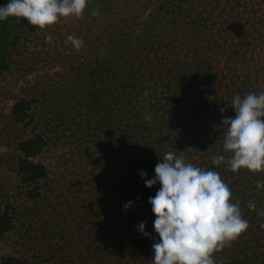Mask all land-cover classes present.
Returning a JSON list of instances; mask_svg holds the SVG:
<instances>
[{"label":"rangeland","instance_id":"1","mask_svg":"<svg viewBox=\"0 0 264 264\" xmlns=\"http://www.w3.org/2000/svg\"><path fill=\"white\" fill-rule=\"evenodd\" d=\"M93 11L99 15L93 16ZM21 25L14 34L20 41L6 56L0 76V213L11 205L15 225L0 241V259L74 263L72 257L77 258L80 249V217L98 226L108 223L112 147L105 127L99 126L105 111L89 96L101 85L103 56L202 58L197 80L210 103L200 129L205 153L215 148L231 156L223 150L227 126L221 122L234 118L233 97L264 92V0H88L79 19L60 18L43 30L26 18ZM48 35L51 42L45 39ZM69 35L84 42L79 51L65 43ZM25 96L37 100L30 128L48 141L35 159L49 172L40 200L27 198L16 169L17 143L30 129L14 124L10 111L16 99ZM251 173L264 183V171ZM255 190L264 195V189ZM259 200L262 210L263 196ZM253 220L254 228L238 249L252 252V264H264V217ZM88 242L81 246L86 248Z\"/></svg>","mask_w":264,"mask_h":264},{"label":"trees","instance_id":"2","mask_svg":"<svg viewBox=\"0 0 264 264\" xmlns=\"http://www.w3.org/2000/svg\"><path fill=\"white\" fill-rule=\"evenodd\" d=\"M168 1L174 4L190 2ZM7 2L0 0V5ZM24 19L9 17L0 22V76L5 71L6 56H10L13 52L11 48L14 49L20 41L14 34L16 28L19 31ZM103 57L106 69L98 77L101 85L97 89L95 85L89 96L96 100L99 109L105 111L102 123L97 124L105 127L112 147L108 158L109 219L104 226H98V222L93 221V225L80 217L77 222L80 248L77 258L72 257L74 263L62 261L61 264H152V245L159 241V237L153 228L155 216L148 201L149 197L155 196L160 185L149 189L145 186V179L155 176L154 168L158 159H162L164 153L169 151L175 152L177 156L183 155L186 163L219 172L231 190V202H240L242 218L249 223V228L236 240L222 251L213 253L215 264H252V252L238 248L243 246L240 241L242 237L248 236V231L254 228V216L257 217L262 206L258 202L259 197L263 196L264 200V195L255 190L257 173L243 168L233 173L227 167L230 157L215 148L211 153H205L208 150L203 149L200 129L209 116L210 103L206 99V88L201 87V81L197 80V65L202 63V58ZM145 91L150 93L147 99L143 96ZM36 102L31 97H20L10 111L14 124L30 129V134L17 143L19 155L16 162L17 173L21 183L27 187L26 196L30 200L43 198L42 184L49 178L46 166L35 161L48 147L45 137L35 127L30 128L34 121L32 111ZM145 113L152 116L151 121L144 120ZM220 155L225 157V161L219 166L213 165V157ZM141 171L146 173L145 179H141ZM96 185L99 189V183ZM98 196L102 198L100 194ZM129 201L133 202V206L126 211L124 205ZM249 202L256 204V210L248 208ZM13 211V207L8 205L0 213V241L15 227ZM141 222L145 223V231L151 234V238L138 231ZM88 225L90 228L86 230ZM95 225L98 230H95ZM85 242H88L86 248L81 246ZM0 264L29 263L17 257L5 256L0 259Z\"/></svg>","mask_w":264,"mask_h":264},{"label":"clouds","instance_id":"3","mask_svg":"<svg viewBox=\"0 0 264 264\" xmlns=\"http://www.w3.org/2000/svg\"><path fill=\"white\" fill-rule=\"evenodd\" d=\"M87 3L88 0H8L0 5V22L9 17L26 18L37 26L36 30H43L60 18H81ZM92 15L98 16L99 11ZM45 39L51 42L52 36ZM65 43L77 51L84 46L81 39L72 35ZM149 95V91L143 93L145 99ZM232 109L234 118L225 117L221 122L227 126L223 150L231 154L228 169L233 173L242 168L264 171V92L249 93L243 98L235 95ZM151 119L150 114H144L146 122ZM224 161L220 155L213 157L211 163L219 166ZM154 172L151 179H145L146 173L140 172L147 188L160 185L148 201L155 216L153 228L159 237L152 245V264H215L213 253L222 251L249 228L248 221L242 218L240 202H231V190L219 172L186 163L184 156L175 152L164 153ZM256 187L258 191L264 189V183L257 182ZM132 206L129 201L124 208L127 211ZM248 208L256 210V204L249 202ZM257 215L264 217V210ZM260 227L264 228V223ZM138 231L151 238L144 222Z\"/></svg>","mask_w":264,"mask_h":264}]
</instances>
